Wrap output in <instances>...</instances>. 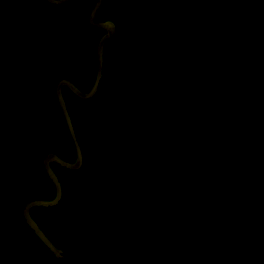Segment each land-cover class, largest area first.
Returning a JSON list of instances; mask_svg holds the SVG:
<instances>
[{
	"label": "trees",
	"instance_id": "1",
	"mask_svg": "<svg viewBox=\"0 0 264 264\" xmlns=\"http://www.w3.org/2000/svg\"><path fill=\"white\" fill-rule=\"evenodd\" d=\"M8 3L9 0H0V106L7 111L5 116H0V227L5 234L11 235L12 244L16 246L15 257L27 264H42L44 261L45 264H56L51 252L26 225L22 210L29 201L52 200L55 196L54 186L42 165L43 158L62 152L74 157V144L55 94V86L60 80L69 79L81 88L84 86L85 89H80L82 92H88L94 77L91 72L98 37L84 30L76 39L40 53L31 48L30 35L41 19L52 14H57L58 19L41 30L39 43L80 31L88 20L94 0H74L61 7L52 6L46 0H14L11 8H8ZM104 3L107 11L116 13L112 10L111 0ZM157 5V1L150 6L145 5L149 9L146 15L152 13V8ZM80 11L83 13L78 15ZM216 11L214 4L211 7L213 14L206 15L208 24H213L212 15H219ZM17 27L16 31L9 29ZM150 35L151 38L144 35L140 50L157 63V70L167 81L152 87L146 82L143 94L149 100L148 105H154L155 111H159L162 117L156 130L168 129L176 142L171 156L156 168L157 174L143 191L144 195L136 196L138 202L135 203L134 220L131 222L140 221L139 224L144 226L156 223V229L175 238L200 264H250L240 253L235 238L231 239L233 255L215 230L197 165L186 78L165 37L159 32H151ZM153 38L159 47L154 45ZM122 41L125 40L122 38ZM251 45L250 42L240 44L227 36L221 41L213 40L218 69L234 66V57ZM228 49H231L229 53ZM106 50L114 58L106 60L103 83L95 99L105 97L104 82L113 71L115 56H120L114 53L118 50L117 39L109 42ZM66 64H69L68 68L60 72ZM45 68L55 76L54 80L43 76ZM62 94L81 135L82 118L90 102L76 98L66 88H63ZM103 104V100H99L101 113L104 112ZM232 142L233 131L230 132L233 160ZM12 158L17 161L16 166H12ZM243 205L250 231L263 239L264 232L253 229V220L258 222L263 219L258 206L246 198ZM157 206H160L158 214L155 211ZM32 211L40 227L47 230L48 236L55 237V208H35ZM261 221L264 222V219ZM100 236L96 235L95 239ZM54 242L59 244L56 240ZM9 258L10 254L2 257L0 262L8 263Z\"/></svg>",
	"mask_w": 264,
	"mask_h": 264
},
{
	"label": "flooded vegetation",
	"instance_id": "2",
	"mask_svg": "<svg viewBox=\"0 0 264 264\" xmlns=\"http://www.w3.org/2000/svg\"><path fill=\"white\" fill-rule=\"evenodd\" d=\"M10 1L8 8L12 7L10 6ZM115 1L111 0L113 6L115 5ZM117 1L120 3V6L114 10L116 12L114 14L104 8L105 0L103 1L95 18L96 24L102 27L101 29L98 26L90 24L89 21V14L97 2V0H94L92 8L88 12V20L84 22L80 31H76L78 36L85 30L92 33L93 37H98L94 48V63L91 72L94 77L88 91L95 84L98 75V44L102 38L110 39L105 42L103 47L102 60L104 68L102 80L96 94L87 100L90 104L82 118L81 130L83 129V121L87 112L89 110L94 111L92 117L93 126L88 140L83 138V131L79 135L74 125L82 150V166L78 170L69 171L56 164H51L63 190L62 199L57 205L62 206L60 212H58L59 215L56 216V212L53 214L56 221V236H48L47 230L40 227L33 215L32 210L35 208H32L30 211L34 221L52 243L60 249H63L65 244L67 249H71L78 245H87L93 241H97L99 238L96 240L95 236L107 234L111 230L113 221L115 222V228H120L125 224L142 225L131 222L134 220L135 203L138 202L136 196L144 195L143 191L149 187L147 185H149L154 175L157 174L158 169L156 168L167 157L162 159L144 175L137 179L135 177L140 172L144 160L150 158L154 151H158L160 148L173 143L169 149V156H171L172 147L176 142V138L169 135L170 131L168 129L154 133L159 128L162 117L159 111H155L154 105H148L149 100H146V96L143 94V86L146 82L151 87L159 86L160 83H165L167 79L157 70V63L148 59L142 50H140V42H142L144 35L151 38V32L154 34L160 33L158 28L154 27L152 29L146 26L141 18L152 15L158 8L164 5L169 4L172 7H180V4L178 0ZM154 1H157L158 5L152 8V13L146 15L149 9H146L145 5L150 6ZM189 1L200 12V18L211 45L213 40L221 41L225 39V36L238 40L240 44L242 42H250L252 44L248 46L246 51L234 57V66L218 70L226 106L234 126L239 131L245 130L248 118L251 116V127L246 135L237 133L231 126L229 127V133L233 131L234 142L239 149V153L241 147L244 149L242 153L243 164L248 169H251L254 165L253 170L258 171H250L249 173L237 171L235 173L242 204L244 198L254 201L258 206L259 215L263 216L264 219V52L250 53L264 39V4H262L264 1H255V3L248 0ZM214 4L217 8L216 12L219 15L217 17H213L216 14L211 16L213 24L210 25L207 23L206 15L213 14L211 7ZM82 13L80 11L78 15ZM120 16L121 19H119ZM85 23L87 24L86 27ZM18 27L20 28V26ZM145 27L148 29H145ZM122 38L125 41H122ZM114 39L118 41V50L114 53L120 56H115L113 71L108 76L107 81L104 82V88H106V92L103 88L105 97L95 99L103 83L106 60L114 58L106 50L108 43ZM154 40L155 38H153ZM154 45L159 47V43L156 41H154ZM212 49L214 52L213 47ZM231 49L233 50V48ZM231 49L227 50L228 53ZM161 78L163 82H161ZM74 85L79 90L85 89L82 85V88L76 84ZM237 94L240 103L236 100ZM99 100H103L104 103V112L102 113L99 110L101 107ZM103 113H105L104 116ZM149 123H153V126L146 128ZM165 131L168 133L160 138V145L153 147L154 137ZM252 136L256 140L261 141L262 148L249 141V138ZM53 154L68 163H73L76 159L75 148L73 158L63 152ZM79 173H82V175H79ZM95 186L97 187L96 192L99 194L101 206L92 211V215L89 218H86L85 214L91 208L87 202L93 204L97 201L96 197L98 195L91 191ZM129 192L132 194L129 195ZM71 202L77 203L75 214L73 211H69L71 207L68 205ZM117 202L121 203V205ZM65 204L67 209H65ZM116 207L118 208L115 210ZM243 209L245 213L244 205ZM65 211L68 213L67 218L64 216ZM140 212L142 216V210ZM263 219L258 220V222H254L253 220L255 232H264V222L261 221ZM68 221L72 224L75 221L78 225L77 231V226L70 224L69 232L75 229L73 238L68 237L66 233L62 232V223L66 225ZM256 223H258L257 226ZM252 235L263 257L264 233L263 239L257 238L253 233ZM54 240L59 244H56ZM15 247L12 244L11 235L9 233L5 234L4 230H0V259L10 254V262H0V264H27L24 260L14 256ZM47 250L49 249L47 248ZM45 258L47 259V255ZM45 263L46 261L42 262V264ZM253 264H260L256 256H254Z\"/></svg>",
	"mask_w": 264,
	"mask_h": 264
},
{
	"label": "water",
	"instance_id": "3",
	"mask_svg": "<svg viewBox=\"0 0 264 264\" xmlns=\"http://www.w3.org/2000/svg\"><path fill=\"white\" fill-rule=\"evenodd\" d=\"M46 1L52 6L61 7L74 0ZM103 1L104 0H97L95 6L91 10L89 14L90 24L98 26L95 18ZM13 2L14 0L10 1V6L13 5ZM179 4L180 7L164 5L158 8L152 15L143 17L141 20L146 26L152 29L156 27L160 30V33L170 45L176 60L184 72L191 99L192 130L198 170L202 181L205 199L218 236L221 239V236L217 231L218 219L211 203L209 190L210 186H212L214 190L218 191L219 189L222 191V194L225 196L226 184L221 173H227L226 175L228 176L229 184L237 203V210L240 216L238 219L241 221L243 234L249 244L248 254L252 257L251 260L244 258L250 264H253L254 256H256L260 261V264H264L263 257L250 231L244 213L230 149L229 127L231 126L233 130L239 134L246 135L251 127V116L248 118L247 128L245 130L239 131L234 126L226 106L220 74L216 65L212 45L201 21L200 12L189 0H181V3ZM57 19L58 15L53 14L44 17L35 25L30 35V45L34 51L40 53L46 52L76 39L78 33L74 32L42 44L38 42V36L41 30ZM98 27L102 29V27ZM9 29L16 31L18 27L15 29ZM109 39L110 38H102L98 44V75L95 84L90 91L85 93L80 91L67 79L60 80L55 86V94L74 144L76 159L73 163H68L53 153L45 156L43 159V166L46 175L54 186L55 198L52 200H33L26 203L22 210L24 221L52 253L56 260V264H200L185 248L182 247L180 243H178L175 238L166 232H162L152 226L134 224H125L120 228H115L114 221L112 222L111 230L100 237L97 241L87 245H78L71 249H67L65 244V247L60 249L52 243L31 216L30 211L32 208H53L56 207L62 199V186L56 172L52 169L51 164H56L69 171L78 170L82 166L83 157L81 146L78 141L74 123L70 117L63 97L62 90L63 88H66L76 98L84 101L89 100L96 94L103 77V47L105 42ZM260 52H264V39L261 40L250 53ZM68 66L69 64H66L61 68L60 72L66 70ZM42 73L43 76L50 81L55 78L47 68L43 69ZM236 100L240 103L238 94L236 95ZM93 113V110H89L84 117L82 131L85 140H88V136L90 135L93 126ZM214 123H216V125ZM219 128L222 132H220ZM166 133L168 132H161L154 137L153 147H158L160 145L159 140ZM219 135L222 136L221 142L218 144ZM211 141L214 143L216 149L220 145L221 150H223L222 147L225 146V143L230 149L229 161L224 155L226 158V167H224L225 171H222L220 167L218 168V164L213 159V151L215 153L219 152L212 147ZM222 142L223 145L221 146ZM172 144L173 143H170L160 148L158 151H154L150 158L145 159L140 172L135 178L137 179L144 175L148 170L155 167L162 159L168 157L170 155L169 149ZM228 202L233 208L229 200ZM235 238L238 249L242 254V252L245 251L241 245V239L239 236H235Z\"/></svg>",
	"mask_w": 264,
	"mask_h": 264
},
{
	"label": "bare ground",
	"instance_id": "4",
	"mask_svg": "<svg viewBox=\"0 0 264 264\" xmlns=\"http://www.w3.org/2000/svg\"><path fill=\"white\" fill-rule=\"evenodd\" d=\"M160 14V12H159ZM210 140V139H209ZM212 147H215L214 143L211 141ZM223 145V142L221 146ZM223 150H221V147L216 149L219 153H214L213 159L218 164V168L222 171H225L224 167H226V158L224 157V146L222 147ZM221 152V153H220ZM222 160H221V159ZM224 165V166H223ZM221 173V172H220ZM223 179L226 184L225 189V196L222 194L223 192L218 189V191L214 190L212 186H210V197H211V203L213 205L214 212L218 219V231L221 234L222 232L231 233L235 236H239L241 239V245L243 247V250L248 254L249 252V244L247 243V240L243 234V227L241 226V221L238 219L240 218L238 210H237V203L234 197V194L232 192L231 186L229 184L228 176L226 174H223ZM227 197V198H226ZM232 204L233 208L230 206L228 200Z\"/></svg>",
	"mask_w": 264,
	"mask_h": 264
},
{
	"label": "rangeland",
	"instance_id": "5",
	"mask_svg": "<svg viewBox=\"0 0 264 264\" xmlns=\"http://www.w3.org/2000/svg\"><path fill=\"white\" fill-rule=\"evenodd\" d=\"M120 2H121V0H119ZM145 1H147V0H145ZM248 1H250V2H252V3H255V1L256 2H263L264 0H248ZM178 2L179 3H181V0H178ZM262 4H264V2L262 3ZM167 5H169V4H167ZM120 6V3L116 0L115 1V5L112 7V10L114 9V10H116L118 7ZM171 6V5H170ZM87 26V24L85 23V27ZM161 82H163V79L161 78ZM6 113H7V111H6V109L5 108H2L1 106H0V116H5L6 115ZM153 123H149L148 125H147V127L146 128H149L150 126L152 127L153 125H152ZM215 125H216V123H214ZM145 128V129H146ZM220 129V128H219ZM162 131H164V130H162ZM157 132V130H155L154 131V133H156ZM220 132H222L221 131V129H220ZM222 136V135H221ZM221 136L219 135V137H218V144L221 142ZM222 141H223V137H222ZM249 141H251V142H253L254 144H256L258 147H260V148H262V146H261V141H258V140H256L253 136L252 137H250L249 138ZM233 143V160L235 161V166H234V172L235 173H237V171H239V172H243V173H249L250 171H255V170H253L254 169V165H253V167L251 168V169H248L244 164H243V155H242V153H243V151H244V149H242V147L240 148L241 149V151H240V153H239V149H238V147H236V144H235V142H232ZM224 149H225V152H224V155L226 156V158L228 159V161L230 160V156H229V152H230V149H229V147H227L226 146V143H225V146H224ZM14 158H12V166H16L17 165V161H15V160H13ZM234 161H233V165H234ZM10 163V162H9ZM12 169H15V168H12ZM255 172H258L257 170L255 171ZM66 174V173H65ZM64 174V175H65ZM79 175H82V173H79ZM87 177V176H86ZM86 177H85V179H86ZM75 189L77 190V188L75 187ZM96 190H97V187L95 186L94 187V189L93 190H91V191H93V193L95 194H97V192H96ZM160 191V190H159ZM102 192H103V190H102ZM99 193V192H98ZM98 195V197H96V202H94L93 204L92 203H89V202H87V204H88V206H91V208L89 209V211L85 214V217L86 218H89L92 214H91V212L92 211H95V209H97V208H99L100 206H101V203H100V198H99V194H97ZM68 205V204H67ZM69 207H71V209L69 210V211H73V213L75 214V210H76V207H77V203H73V202H71L69 205H68ZM87 206V207H88ZM62 206H56V207H54L55 208V212H56V216H58L59 214H58V212H60V208H61ZM67 206H66V204H65V209H67L66 208ZM159 208H160V206L158 207H156V213L158 214L159 213ZM64 216L67 218L68 217V213H67V211H65V213H64ZM83 217H84V214H83ZM82 217V218H83ZM65 220V219H64ZM87 221H89V220H87ZM135 222V221H134ZM140 221H137V222H135V223H139ZM70 224L71 225H74V226H77V231H78V225L76 224V222L75 221H73V224L70 222L69 223V221L68 222H66V225H64L63 223H62V225H63V229H62V232H64V233H66V235L68 236V237H71V238H73V236L75 235V229H73L71 232H69V230H70ZM155 224L156 223H151V225H152V227H156L155 226ZM62 227V226H61ZM11 228V227H10ZM0 230H1V227H0ZM76 231V232H77ZM218 231V230H217ZM219 232V231H218ZM220 234V233H219ZM220 236H221V241L223 242V243H225V245L229 248V250L231 251V253L233 254V255H235V253H234V250H233V248H232V245H231V242H230V240L232 239V238H235V236L233 235V234H229V233H226V232H222L221 234H220ZM236 239V238H235ZM242 252V251H241ZM242 256L243 257H245V258H247V259H249V260H251L252 259V257L249 255V254H246L245 252H242ZM235 259H236V257H234Z\"/></svg>",
	"mask_w": 264,
	"mask_h": 264
},
{
	"label": "clouds",
	"instance_id": "6",
	"mask_svg": "<svg viewBox=\"0 0 264 264\" xmlns=\"http://www.w3.org/2000/svg\"><path fill=\"white\" fill-rule=\"evenodd\" d=\"M57 15V14H56Z\"/></svg>",
	"mask_w": 264,
	"mask_h": 264
}]
</instances>
